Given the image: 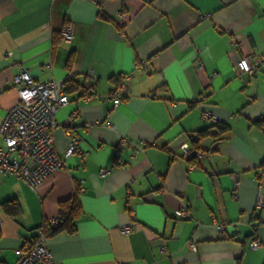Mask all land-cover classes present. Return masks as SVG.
<instances>
[{
    "label": "crops",
    "instance_id": "0c3cea01",
    "mask_svg": "<svg viewBox=\"0 0 264 264\" xmlns=\"http://www.w3.org/2000/svg\"><path fill=\"white\" fill-rule=\"evenodd\" d=\"M66 23L69 42L59 37ZM248 54H264V0H0V123L22 68L37 81L70 71L76 83L91 70L97 95L85 100L78 88L55 112L63 165L39 187L0 174V264H14L75 191V232L46 239L63 264H264V61L240 79L237 61ZM135 62L147 70L112 107L116 78ZM204 129L195 144L205 157L183 161L180 146ZM68 131L78 144L65 157ZM182 205L189 215L177 218ZM254 237L258 249L247 246Z\"/></svg>",
    "mask_w": 264,
    "mask_h": 264
},
{
    "label": "built area",
    "instance_id": "2783aa9c",
    "mask_svg": "<svg viewBox=\"0 0 264 264\" xmlns=\"http://www.w3.org/2000/svg\"><path fill=\"white\" fill-rule=\"evenodd\" d=\"M62 41L69 42L73 38V25L66 23L59 33ZM236 45L240 43L233 40ZM264 61V54L255 56L253 54L244 55L237 61L238 78L244 74H254L259 65ZM196 68L201 69V65L196 63ZM147 67L142 62H135L133 68L120 75L119 81L111 92L112 107H116L122 101V95L130 87L131 79L135 73L143 74ZM215 72H213V75ZM74 80V74L70 71L66 73L64 79L57 82L55 79L37 81L31 77L27 68H22L13 75L12 83L18 94L17 101L7 110L0 123V138L4 146L0 147V174H13L18 179L24 181L31 190H35L44 181L51 177L63 165L62 158L58 155L54 144V128L57 125L55 112L68 101L65 85ZM94 76L88 71L79 81V90L85 100L97 99L93 93ZM203 118L212 123L220 120L210 112H204ZM69 134V143L64 151L67 157L77 150L78 139L76 135ZM189 143L180 146V158L183 161L200 160L205 157V151L195 143L197 133L189 136ZM127 138L122 136L115 147V154L126 145ZM121 164L120 161H118ZM195 165H189V169ZM110 168L99 169V175L106 176ZM233 187L239 184V175L233 173ZM81 181H79L80 183ZM262 186L257 185L260 191ZM264 205V200H258L256 207ZM177 218H185L189 215L188 208L182 205L174 210ZM135 216L130 213V219ZM58 218L48 221L50 226H55ZM1 224V219H0ZM217 229L222 226L216 224ZM131 229L130 222L122 225L121 232L127 233ZM47 236L40 229L39 234L28 244L17 250V260L14 264H63L53 256L46 244ZM191 250L195 249L193 242L187 244ZM250 249H258L262 246L257 237L248 241ZM163 251L164 246L160 245Z\"/></svg>",
    "mask_w": 264,
    "mask_h": 264
},
{
    "label": "trees",
    "instance_id": "16d2710c",
    "mask_svg": "<svg viewBox=\"0 0 264 264\" xmlns=\"http://www.w3.org/2000/svg\"><path fill=\"white\" fill-rule=\"evenodd\" d=\"M119 78H120V75L116 78V81H115L116 84L119 81ZM78 88H79V83H76L73 80L65 85V92L69 93ZM213 124L217 125L219 124V122L213 123ZM227 128L228 127L225 125L219 127L217 134H220L226 131ZM206 132H207V129H204L201 132L197 133V139L200 136V134H205ZM259 167L262 173L264 174V160L259 164ZM3 205L5 206L7 211L10 212L11 215H15L19 211L18 205L13 200H7L3 203ZM80 215H81V206L77 198V191H75L70 198L60 201L58 203V214H57L58 223L55 226H50L48 222L45 221L41 223L39 227L43 230L46 236L59 233V232H65L67 234H72L75 232V223L80 217Z\"/></svg>",
    "mask_w": 264,
    "mask_h": 264
}]
</instances>
